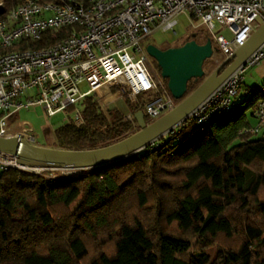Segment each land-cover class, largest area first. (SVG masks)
Returning a JSON list of instances; mask_svg holds the SVG:
<instances>
[{"label": "trees", "instance_id": "obj_1", "mask_svg": "<svg viewBox=\"0 0 264 264\" xmlns=\"http://www.w3.org/2000/svg\"><path fill=\"white\" fill-rule=\"evenodd\" d=\"M19 1L1 0V17ZM201 82L191 80L187 95ZM260 102L264 81L192 136L188 123L161 150L80 178L0 169V264H264V135L246 132ZM121 109L89 95L67 109L80 119L68 118L40 146L86 151L121 142L139 131Z\"/></svg>", "mask_w": 264, "mask_h": 264}, {"label": "built area", "instance_id": "obj_2", "mask_svg": "<svg viewBox=\"0 0 264 264\" xmlns=\"http://www.w3.org/2000/svg\"><path fill=\"white\" fill-rule=\"evenodd\" d=\"M2 12L3 8L0 138L24 139L34 146H38L39 137L29 124H9L22 110L41 108L52 117L99 92H106L107 98L114 93L116 100L127 99L137 106L124 114L127 122L135 121V113L141 110L147 124L174 110L177 103L171 96L155 97L161 90L147 66L144 44L158 31L175 34L177 16L190 14L195 27L205 26L210 32L215 23L227 28L230 40L213 36L225 59L264 24V0H20L4 17ZM30 43L40 47L23 48ZM263 59L264 43L185 120L131 158L146 149L161 150L188 123L202 127L234 112L239 108L236 97L245 70ZM73 118L80 119L77 111ZM256 120L255 127L246 132L264 131V102L258 104ZM7 168L24 171L15 161L0 156V169Z\"/></svg>", "mask_w": 264, "mask_h": 264}, {"label": "water", "instance_id": "obj_3", "mask_svg": "<svg viewBox=\"0 0 264 264\" xmlns=\"http://www.w3.org/2000/svg\"><path fill=\"white\" fill-rule=\"evenodd\" d=\"M196 37L197 34H192L191 41L166 50H160L152 44L146 46V54L157 63L162 79L167 80L171 97L179 103L174 110L150 124L146 123L142 112L135 113L134 119L139 127L136 134L112 146L86 151L47 148L31 145L24 139L0 138V156L31 171L99 170L131 158L151 141L185 120L231 74L245 64L264 43V24L207 77L203 69L204 63L218 50L213 48L209 38L199 44ZM191 80L202 82L187 95L188 83Z\"/></svg>", "mask_w": 264, "mask_h": 264}, {"label": "rangeland", "instance_id": "obj_4", "mask_svg": "<svg viewBox=\"0 0 264 264\" xmlns=\"http://www.w3.org/2000/svg\"><path fill=\"white\" fill-rule=\"evenodd\" d=\"M2 8L3 3L0 0V9ZM176 20L177 25L174 29L175 34H173L172 32H155L145 42L144 47L146 48L148 44H152L160 50H166V48L169 47H178L181 46L192 34L197 33L196 41L199 44L204 43L206 39L209 38L212 42L213 48L216 50L217 48L213 37L214 35L223 36L227 40H230L232 38V34L230 33V31L227 28L220 26L218 23H215V29L210 32L205 26L195 27L196 20L191 17L190 14H181L177 16ZM207 61L204 63L203 66L205 77L210 75L224 60L221 53L217 52L214 53V56ZM147 66L155 83L159 86L160 90L162 91L161 94L164 95L165 91L164 89H162L164 82L161 77V73L156 67L154 60L150 57L147 58ZM243 76V91L246 90V88H253L259 86L264 81V59L260 62V65L255 67H248L245 70ZM82 89L84 91L86 88L83 87ZM242 89H240L237 95L238 99L242 98ZM111 91L115 92V90ZM105 94L107 93L99 92V94L96 95V98L103 104L105 108H122L121 110L123 111V114H125L126 112H131L125 107V103L129 102L127 99L116 100V97H112L114 93L109 94L107 98L106 96H104ZM71 116H73V114L70 115L67 112H60L52 117H47L41 108H30L28 110H22L21 112H19V114H17L14 119L9 121V124L12 125L15 121L29 123L34 129L35 135H38L39 137L38 146H40L43 143H49L53 141L55 130L63 126L68 121V118H70ZM191 125L192 126L189 127L191 131L188 132V135L190 136H192L196 132L195 128L197 127L195 124ZM263 135L264 131H260L257 135H255V137L260 138ZM24 171L29 173H36L46 178L56 180H71L89 175L91 173L90 170ZM210 253L212 254L213 251H210Z\"/></svg>", "mask_w": 264, "mask_h": 264}, {"label": "crops", "instance_id": "obj_5", "mask_svg": "<svg viewBox=\"0 0 264 264\" xmlns=\"http://www.w3.org/2000/svg\"><path fill=\"white\" fill-rule=\"evenodd\" d=\"M260 65V64H259ZM243 78H244V76H243ZM263 83V82H262ZM262 83L259 85V86H257V87H261L262 86ZM243 88V80H242V85H241V88L240 89H242ZM253 88H255V87H253ZM253 88H246V90H244L243 91V89H242V98H240V99H238L237 97H236V101L238 102V103H243L244 101H246L248 98H249V91L251 90V89H253ZM240 91V90H239ZM239 93V92H238ZM247 116H248V119H249V124H250V126L251 127H254L255 125H256V123H257V120H256V118L253 116V114H252V112L251 111H249L248 113H247ZM20 122H22V121H20ZM23 123H27V122H23ZM27 124H29V123H27ZM30 125V124H29ZM31 126V125H30ZM32 127V126H31ZM33 128V127H32Z\"/></svg>", "mask_w": 264, "mask_h": 264}, {"label": "flooded vegetation", "instance_id": "obj_6", "mask_svg": "<svg viewBox=\"0 0 264 264\" xmlns=\"http://www.w3.org/2000/svg\"><path fill=\"white\" fill-rule=\"evenodd\" d=\"M194 34H197V33H194ZM181 46H182V45H181ZM178 47H179V46H178ZM172 48H175V47H172ZM218 52H219V51H218ZM219 53H220V52H219ZM224 59H225V58L223 57V60H224ZM217 67H218V66H217ZM202 80H203V79H202ZM202 80H201V81H202ZM176 103H177V105H178L179 102L176 101ZM144 118H145V117H144ZM145 121H146V120H145Z\"/></svg>", "mask_w": 264, "mask_h": 264}, {"label": "bare ground", "instance_id": "obj_7", "mask_svg": "<svg viewBox=\"0 0 264 264\" xmlns=\"http://www.w3.org/2000/svg\"><path fill=\"white\" fill-rule=\"evenodd\" d=\"M21 169H24V170H26L25 168H21Z\"/></svg>", "mask_w": 264, "mask_h": 264}]
</instances>
